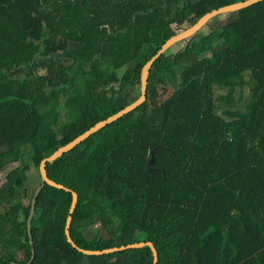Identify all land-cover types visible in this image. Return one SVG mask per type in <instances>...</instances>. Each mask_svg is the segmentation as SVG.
Segmentation results:
<instances>
[{"label": "trees", "instance_id": "16d2710c", "mask_svg": "<svg viewBox=\"0 0 264 264\" xmlns=\"http://www.w3.org/2000/svg\"><path fill=\"white\" fill-rule=\"evenodd\" d=\"M239 1L0 0V264H27L32 250L30 264H154L149 246L75 250L72 194L48 185L31 244L28 174L136 102L143 67L168 39ZM151 83L173 94L46 165L78 194L72 239L87 250L152 242L158 264H264V1L170 49L148 95Z\"/></svg>", "mask_w": 264, "mask_h": 264}, {"label": "water", "instance_id": "95a60500", "mask_svg": "<svg viewBox=\"0 0 264 264\" xmlns=\"http://www.w3.org/2000/svg\"><path fill=\"white\" fill-rule=\"evenodd\" d=\"M261 1H264V0H244V1H239V2L233 3V4H229L226 6H222L218 9H214L211 12L205 14L203 17H201L195 24H193L188 29L172 36L170 39H168L163 44L161 50L157 53V55L155 57H153L143 67L142 72H141V79H140L141 95H140V98L136 102H134L130 106L126 107L125 109H123L122 111L117 113L116 115L98 123L93 128H91L88 132L84 133L81 136H78L73 141L69 142L68 144H66L62 147H60L53 154H51L47 158H44L40 161V164L38 166L40 183L35 188V190L33 192L31 204H30V212H29V216H28L27 222H26L27 233H28V236L30 238L31 244H32V240H31V219L33 217L34 210H35L36 198H37L38 194L40 193V191L42 190V188L45 185H48V186L54 187L56 189H60V190L66 191V192H70L72 194V204H71L69 215H68L67 221H66L65 235L67 237V241L71 244V246L75 250H77L78 252L83 253L85 255H104V254H112V253H115L118 251H126V250H130V249H138V248H143V247L149 246L152 250V253H153L154 264H158L159 254H158V251H157L155 245L152 242H139V243L128 244V245H124V246H120V247L108 248V249H104V250H87V249L79 247L75 243V241L72 239L71 234H70L71 224H72V220H73L72 216H73L74 211H75L77 204H78V199H79L78 194L75 191L65 187L64 185L59 184V183L54 182L51 179H49L47 176V173H46V165L51 164L52 162H55L57 159L62 157L64 154L68 153L69 151L73 150L75 147L80 145L82 142H84L90 136H93V135L101 132L102 130H104L108 126L116 123L117 121L124 118L125 116L137 111L144 104H146L147 100H148V86H149V79H150L151 70H152L154 64L166 52H168L170 49H172L176 45L196 36L199 32H201L206 27V24L210 20H212L213 18H215L219 15H223V14H228V13L233 14V13L240 12L242 10L248 9V8L256 5V3H259ZM198 79L199 78H195L192 81H190L188 86L191 85L194 81H196ZM163 148H164V145L156 147L150 151L151 159L148 162V167H149L150 172H153V165L155 164L157 150L163 149ZM33 257H34V250H32L31 259L27 262V264H30Z\"/></svg>", "mask_w": 264, "mask_h": 264}, {"label": "rangeland", "instance_id": "374dc122", "mask_svg": "<svg viewBox=\"0 0 264 264\" xmlns=\"http://www.w3.org/2000/svg\"><path fill=\"white\" fill-rule=\"evenodd\" d=\"M44 62H46V59L38 60L36 62V64L37 65H43ZM134 68H135V66H131L130 68H127V69H134ZM248 92L249 91L247 90L246 95H245V101H247V99H248ZM172 94H173V90L171 88L168 90H165L164 88H162L156 84L151 83L150 84V91H149V95H148V103L153 106L155 104L161 103L163 100L167 99ZM225 94H226L225 90H216V96L225 95ZM237 99H238V97H237ZM237 106L239 109H242V107H243V105H239L238 101H237ZM7 170L8 169H5L4 172L0 173V184L3 182V179H4L3 175L6 173ZM28 175H29V181H28L29 183L28 184L33 189L34 187L38 186L40 183V176H39L37 168L32 167V170L29 172ZM98 232H99V229L95 226L88 230L87 240L89 241L88 242L89 244L91 243L92 240L95 239ZM100 233H101V231H100ZM102 235H106L105 232H103Z\"/></svg>", "mask_w": 264, "mask_h": 264}, {"label": "built area", "instance_id": "2783aa9c", "mask_svg": "<svg viewBox=\"0 0 264 264\" xmlns=\"http://www.w3.org/2000/svg\"><path fill=\"white\" fill-rule=\"evenodd\" d=\"M72 2H76L77 0H71Z\"/></svg>", "mask_w": 264, "mask_h": 264}]
</instances>
